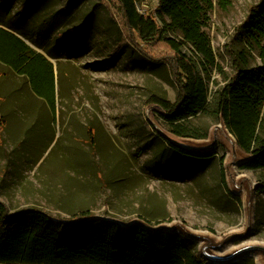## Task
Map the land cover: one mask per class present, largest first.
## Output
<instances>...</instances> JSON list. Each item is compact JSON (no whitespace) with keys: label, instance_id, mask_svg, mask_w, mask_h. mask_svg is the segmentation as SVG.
Returning a JSON list of instances; mask_svg holds the SVG:
<instances>
[{"label":"rangeland","instance_id":"374dc122","mask_svg":"<svg viewBox=\"0 0 264 264\" xmlns=\"http://www.w3.org/2000/svg\"><path fill=\"white\" fill-rule=\"evenodd\" d=\"M48 1L47 11H58L62 18L60 30L51 34L55 42L49 45L58 52L55 43H60V60L41 50L58 77V122H52L48 106L33 95L28 81L0 64V201L10 212L36 207L62 220L89 212L122 226L177 227L176 232L188 237L198 234L215 242L244 231L246 205L227 175V146L211 137L223 119L201 114L190 118L186 125L194 134L207 133V138H179L195 151L215 149L218 154L212 159L191 160L171 150V141L162 134L176 136L157 103H175L179 96L168 65L148 63L125 41L124 15L110 0H73L67 10L63 6L70 0ZM258 1L213 0L204 31L211 41L214 66L206 67L190 46L184 48L211 98L234 75L232 55L243 47L234 39L235 32ZM10 3L0 0L1 24L37 26L23 12L9 9ZM157 4L137 0L141 13L152 14ZM83 24L79 33H84L79 35L76 28ZM67 30L75 38L60 33ZM119 46L121 51L114 53ZM141 46L155 57L169 54ZM251 63L261 64L255 53ZM239 156L241 164L250 159L240 149ZM241 166L242 175L251 177L253 190L255 184L259 187L257 173ZM254 205L250 221L254 237L249 241L264 242V197L256 193ZM241 244L231 242L226 253ZM245 260L258 264L253 257L235 264Z\"/></svg>","mask_w":264,"mask_h":264},{"label":"trees","instance_id":"16d2710c","mask_svg":"<svg viewBox=\"0 0 264 264\" xmlns=\"http://www.w3.org/2000/svg\"><path fill=\"white\" fill-rule=\"evenodd\" d=\"M19 1L21 3L16 7L15 3ZM110 1L124 15L125 41L143 54L148 63H166L178 85L179 96L175 103L157 102L171 126L170 133L178 138L206 139L207 133L194 134L196 132L192 131L195 130L186 125L189 119L200 114L222 118L238 148L250 155L241 169L257 173L260 185L257 194L264 197V0L251 5L246 20L237 27L234 39L240 40L243 47L232 55L234 75L216 90L212 98L198 66L184 54V48L190 46L204 59L206 67L207 63L215 65L211 41L204 31L213 0H157L152 14L141 13L137 0ZM9 2V9L23 12L22 16L37 26L21 29L14 24L0 23L5 27L0 29V64L25 78L34 95L55 110L58 96L54 65L38 49L60 60V43H55L58 52H53L49 45L55 42L51 40V34L60 30L62 18L58 11H47L51 8L48 0ZM73 3V0L66 2L64 9L71 8ZM85 26L75 27L77 33ZM60 33L71 36V39L74 37L69 31ZM141 45H146L149 51L158 48L169 54L155 57ZM48 50L55 55H50ZM117 51H121L120 46L114 49V53ZM253 53L261 64L252 65ZM168 145L180 156L191 160H209L218 154L215 149L195 151L172 142ZM224 160L225 156H222L221 161ZM257 215L259 219V210ZM248 261L254 264L252 260L236 264ZM0 264L211 263L201 255L196 240L179 232L148 230L139 224L122 226L89 212H82L69 220L52 217L36 207L10 212L0 201Z\"/></svg>","mask_w":264,"mask_h":264},{"label":"water","instance_id":"95a60500","mask_svg":"<svg viewBox=\"0 0 264 264\" xmlns=\"http://www.w3.org/2000/svg\"><path fill=\"white\" fill-rule=\"evenodd\" d=\"M26 43L32 47L30 43L28 42ZM162 135L166 137V135L164 134ZM168 139L171 141L170 138ZM171 142L177 145L174 141ZM183 148L188 149V147H183ZM257 190H258V186L255 184V188L253 190V193H251V198H249V201L255 199V194L257 193ZM254 209L255 207H253L252 211L250 212L249 219L246 222V228L244 229V231L231 232L228 235H226L225 238L220 242H215L213 239L203 235L189 234L190 238L196 240L199 243V245H201V247L199 246V251L203 256V258L208 263L229 264L236 262L245 257H253L256 260V256H261L264 261V242L249 241L252 237H254L253 232L251 231V222H250L252 218V214L254 213ZM157 230L160 232L161 231L176 232L177 227L162 226ZM184 235L187 236L186 234ZM237 240L242 241V244L238 248H236L233 252L226 253L227 251L230 250L226 246H229L231 242Z\"/></svg>","mask_w":264,"mask_h":264},{"label":"bare ground","instance_id":"6f19581e","mask_svg":"<svg viewBox=\"0 0 264 264\" xmlns=\"http://www.w3.org/2000/svg\"><path fill=\"white\" fill-rule=\"evenodd\" d=\"M171 141H174L178 146L188 147L185 142L177 137L166 135ZM212 140H222L228 149V156L226 159V168L229 181L231 183L232 189L241 196L245 203V214L246 219H249L250 212L252 208L255 207V199L249 201L251 198V193H253V182L251 177L242 175L239 168L241 165V160L239 156V149L237 147V142L235 137L230 133L224 122L217 125L211 134ZM189 148V147H188ZM252 187V188H251ZM256 261L258 264H264L261 256H256Z\"/></svg>","mask_w":264,"mask_h":264},{"label":"crops","instance_id":"0c3cea01","mask_svg":"<svg viewBox=\"0 0 264 264\" xmlns=\"http://www.w3.org/2000/svg\"><path fill=\"white\" fill-rule=\"evenodd\" d=\"M0 29H5V27L4 26H2V25H0ZM22 39H24L25 40V38H23L22 36H20ZM36 49H38V48H36ZM38 50H40L41 51V49H38ZM44 51V50H43ZM43 51H41V52H43ZM47 57V56H46ZM50 60V59H49ZM57 60V59H56ZM51 61V60H50ZM56 74V73H55ZM20 77V76H19ZM57 80H58V77H57V74H56V91H57ZM28 84H29V88H30V90H31V92L33 93V91H32V89H31V87H30V83L28 82ZM33 95H34V93H33ZM35 96V95H34ZM36 97V96H35ZM37 98V97H36ZM39 99V98H38ZM40 100V99H39ZM48 108V114L51 116V118H52V122H54V123H56V122H58V115H59V107H58V105H57V107H56V109L55 110H52L50 107H47Z\"/></svg>","mask_w":264,"mask_h":264}]
</instances>
